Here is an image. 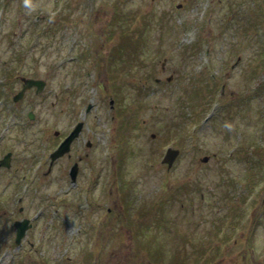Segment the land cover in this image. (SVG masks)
I'll return each mask as SVG.
<instances>
[{"label":"rangeland","instance_id":"obj_1","mask_svg":"<svg viewBox=\"0 0 264 264\" xmlns=\"http://www.w3.org/2000/svg\"><path fill=\"white\" fill-rule=\"evenodd\" d=\"M263 1L0 0V61H9L0 62V134L10 128L0 137V157L12 151L15 167L0 172V203L8 208L0 210V264H209L210 254L190 255L187 241L209 239L204 230L222 241L225 233L249 235L250 264H262ZM91 48L98 55L86 58ZM115 48L121 64L112 59ZM15 74L47 82L43 94L27 92L18 109L10 97ZM87 102L92 108L83 114ZM79 119L71 158L44 174L48 153ZM168 146L180 153L166 170ZM83 150L73 187L67 171ZM108 186L118 191L109 195ZM115 193L126 222L110 203ZM98 204L112 219L96 237L105 214ZM20 205L33 227L18 246L11 229ZM230 249L229 262L243 250Z\"/></svg>","mask_w":264,"mask_h":264},{"label":"flooded vegetation","instance_id":"obj_2","mask_svg":"<svg viewBox=\"0 0 264 264\" xmlns=\"http://www.w3.org/2000/svg\"><path fill=\"white\" fill-rule=\"evenodd\" d=\"M86 153V152H85ZM81 156L79 155V158ZM18 201H20V198H18ZM115 205L116 206H121L120 204L116 203L115 202ZM0 206H7L6 203H0ZM260 212H259V215L261 218V220L263 221L264 220V195H262L261 197V201H260ZM109 210V208H107ZM18 211L20 213H23V209L21 210L20 207H18ZM120 211L122 212V210L120 209ZM192 213H194V210L191 209L190 210ZM3 213L5 214L6 211H3ZM23 218V217H21ZM250 231V230H249ZM263 231V230H262ZM262 235H263V232H262ZM240 237H246V240L245 242L243 243L241 240H238L237 238H234V239H231L232 240V243H230L228 240L224 241L226 242L228 245L225 246L224 248L221 247V250L219 249L218 246H215L213 247L211 250H210V255H211V264H250V256H249V252L247 253L246 252V249L244 245H247L249 243V236H245V235H242ZM262 240H261V248L263 249V251L261 252L263 254V257L261 258L262 259V264H264V236L261 237ZM223 242V243H224ZM220 245V244H218ZM237 248V250L241 247V249H243L242 251H238L237 253L238 256L236 257V259H234V257H232L230 260L231 262L229 261H226V255H228L231 251V254L234 256L233 252H235L236 250H231L230 248L234 247ZM199 253H204L205 251L204 250H200L198 251ZM217 256L220 257V259L217 258Z\"/></svg>","mask_w":264,"mask_h":264},{"label":"water","instance_id":"obj_3","mask_svg":"<svg viewBox=\"0 0 264 264\" xmlns=\"http://www.w3.org/2000/svg\"><path fill=\"white\" fill-rule=\"evenodd\" d=\"M27 82L30 84H37L39 81H37V80H30V79H28L27 80ZM28 84V85H29ZM41 86H39V88H40ZM80 127H81V124L80 123H78L77 124V126H76V128L70 133V134H68V137L65 139V141L61 144V145H59V147H58V149L55 151V152H53L52 153V155H50L52 158H55V157H57V156H59L60 154H62L64 151H66L67 149H68V144H69V142H70V140L74 137V136H76L77 135V131L80 129ZM169 151V150H168ZM173 156H174V152H172V150L171 151H169L167 154H166V156H165V158L162 160V161H164V160H166V161H169V164H170V160H172V158H173ZM22 230H24V228H22ZM22 232V231H21ZM19 234V233H18ZM21 234V233H20Z\"/></svg>","mask_w":264,"mask_h":264}]
</instances>
